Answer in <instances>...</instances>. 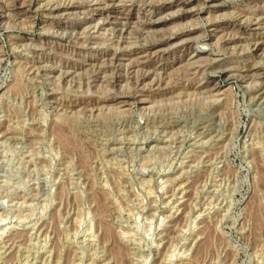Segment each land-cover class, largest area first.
Instances as JSON below:
<instances>
[{"label":"rangeland","instance_id":"rangeland-1","mask_svg":"<svg viewBox=\"0 0 264 264\" xmlns=\"http://www.w3.org/2000/svg\"><path fill=\"white\" fill-rule=\"evenodd\" d=\"M110 1L0 0V264H264V0Z\"/></svg>","mask_w":264,"mask_h":264},{"label":"bare ground","instance_id":"bare-ground-1","mask_svg":"<svg viewBox=\"0 0 264 264\" xmlns=\"http://www.w3.org/2000/svg\"><path fill=\"white\" fill-rule=\"evenodd\" d=\"M74 2V1H73ZM206 2V1H205ZM208 4L210 5H213L215 3V0H208L207 1ZM15 3V2H14ZM31 3V2H30ZM134 0H111L110 3L108 4H105L103 7L101 6V8H98L96 9L95 11L99 14V15H103V14H107L108 16L112 17V18H108L106 20L107 23H110L112 25H115V26H119V25H124L125 26V21L129 20V16H125L124 18L120 15H122V12L124 9H126L127 7H130V8H133L134 7ZM29 4V3H28ZM188 2H186L185 0L182 2L181 0H177L175 3L173 4H168L166 5L164 8L162 9H165V8H170V7H173L175 5H181V6H185L187 5ZM26 5V4H25ZM24 5V6H25ZM103 5V4H102ZM190 5V4H189ZM206 5V4H205ZM209 5V6H210ZM216 5V4H215ZM18 6V5H17ZM66 6V5H65ZM97 6V5H95ZM214 6V5H213ZM211 6V7H213ZM32 7V6H31ZM98 7V6H97ZM12 8V7H11ZM57 8V7H55ZM182 8V7H181ZM205 8V7H204ZM77 9H80V5H77L76 3H70L69 5H67L66 7H64L63 11L64 12H71L73 10H77ZM56 10V9H55ZM59 11V10H58ZM132 11V10H131ZM76 12V11H75ZM51 13V12H50ZM63 13V12H62ZM66 13V14H67ZM88 14V13H87ZM257 15V14H256ZM74 16V15H73ZM107 16V17H108ZM146 18V17H145ZM148 20V21H147ZM139 23V22H138ZM142 23V22H141ZM156 22L152 21L151 18H146L145 22L142 23L143 25L145 26H149V27H152V25H154ZM262 24V23H261ZM257 26V25H256ZM116 28V27H115ZM121 28V27H120ZM259 32V30L257 31ZM123 33V32H122ZM252 38V37H251ZM255 38V37H254ZM253 38V39H254ZM257 38V37H256ZM222 39V38H221ZM225 39V38H224ZM172 41H175V40H172V39H168V40H164V43L162 44H171ZM230 41V39H229ZM257 42V41H256ZM235 44V43H234ZM264 44V42H261L259 41V43L255 44V48L258 50L262 45ZM190 47H188L189 49ZM190 50V49H189ZM256 50V51H257ZM157 55L155 58H158V57H161V54L163 53V49L162 50H158L157 52ZM117 55V54H116ZM144 55V54H143ZM120 57V56H119ZM123 57V56H122ZM116 58V56H115ZM124 58V57H123ZM119 60V59H118ZM117 60V61H118ZM114 61V60H113ZM112 63V62H111ZM123 64V63H122ZM147 63L145 62L144 60V57H139V60L136 61V65H135V68L140 66V67H145ZM194 64V63H193ZM106 65V64H105ZM151 66V65H150ZM195 66V65H194ZM247 66V65H246ZM251 66V65H250ZM245 67V66H244ZM103 68V67H102ZM107 67H104L103 69H106ZM134 68V67H133ZM195 68V67H194ZM252 68V66H251ZM249 69V68H248ZM133 70V69H132ZM141 70V69H140ZM251 70V69H250ZM134 71V70H133ZM244 71V70H243ZM247 71V70H246ZM135 73V72H134ZM132 73V75L134 74ZM246 74V73H245ZM128 76V75H127ZM100 77V76H99ZM145 80L146 79V76L143 77ZM129 81V80H128ZM141 86V85H140ZM133 99L132 97H123V99H121V101H119V106L122 105V106H128L129 105V102L130 100ZM140 102V101H139ZM142 102V101H141ZM144 102V101H143ZM98 105V104H97Z\"/></svg>","mask_w":264,"mask_h":264}]
</instances>
